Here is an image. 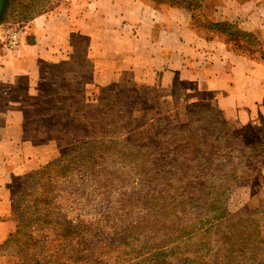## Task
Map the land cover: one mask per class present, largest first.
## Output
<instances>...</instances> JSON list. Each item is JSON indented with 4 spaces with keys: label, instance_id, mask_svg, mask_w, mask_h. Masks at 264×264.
Masks as SVG:
<instances>
[{
    "label": "rangeland",
    "instance_id": "obj_1",
    "mask_svg": "<svg viewBox=\"0 0 264 264\" xmlns=\"http://www.w3.org/2000/svg\"><path fill=\"white\" fill-rule=\"evenodd\" d=\"M62 1L46 0L47 12L35 19L55 12ZM202 14L207 13L204 10ZM29 23L14 21L0 26V61L5 53L18 49L9 48L10 33L21 32V45ZM73 41V58L47 62L31 89L25 76L11 82L0 79V166L9 156H18L19 142L35 143L34 158L45 163L78 142L105 138L101 99L115 91L87 90L91 65L85 60L86 42L79 36ZM119 86L121 90L133 88ZM195 89L193 83L182 81L172 93L142 90L129 115L138 137L129 143L144 145L157 139L162 133L156 121L163 118L168 134L193 133L195 129L194 145H201L198 149L204 152L199 165L211 158L215 164L242 162L238 186L230 193V216L212 219L209 202L196 199L197 189L192 183L166 179V174L170 177L175 172L170 168L169 151L151 166L135 167L129 164L125 150L122 155L105 158L92 182L75 180L79 192L75 213L69 203H64L65 214L71 218L81 215L91 229L85 234L90 240L87 247L74 244L83 259L72 264H160L153 254L170 249V264H264V120L227 124L211 97ZM13 148L15 154L10 153ZM18 182L17 188L27 187ZM233 249L239 253L234 258L229 252ZM14 252L13 243L5 253ZM68 252L73 253L69 248ZM47 253L45 264L66 262L60 258L62 250L57 241Z\"/></svg>",
    "mask_w": 264,
    "mask_h": 264
},
{
    "label": "crops",
    "instance_id": "obj_2",
    "mask_svg": "<svg viewBox=\"0 0 264 264\" xmlns=\"http://www.w3.org/2000/svg\"><path fill=\"white\" fill-rule=\"evenodd\" d=\"M206 5L201 20L184 7L152 0H63L55 12L29 23L18 49L1 57L0 79L25 76L31 89L43 65L73 58V38L84 36L92 74L85 87L92 93L112 84L172 93L185 81L208 94L228 122H261L264 51L243 54L225 35L203 29L208 21L235 23L264 42V0H206ZM28 36L34 44L27 43ZM7 166L1 171L10 172ZM15 231L10 194L0 183V248ZM0 264L13 263L0 254Z\"/></svg>",
    "mask_w": 264,
    "mask_h": 264
},
{
    "label": "trees",
    "instance_id": "obj_3",
    "mask_svg": "<svg viewBox=\"0 0 264 264\" xmlns=\"http://www.w3.org/2000/svg\"><path fill=\"white\" fill-rule=\"evenodd\" d=\"M152 1L159 5L184 7L193 13V18L194 15L197 17L196 12H199V19L204 18L202 12L208 8L206 0ZM45 5L46 0H5L0 15V26L4 23H14V21L27 24L47 12ZM18 27L20 28L21 25ZM204 29L225 35L227 42L243 54H253L257 50L264 51V42L259 40L256 34L242 31L235 23L208 21ZM79 38L84 39L86 45L88 44L87 37L79 36ZM27 43L31 45L35 42L31 36H28ZM104 89L107 93L111 90L115 91L111 95L107 94L106 97L104 94L101 99L99 112L105 138L78 142L67 150L61 151L58 157L45 163L34 158L36 157L35 143L19 142L18 156L11 155L13 158L9 156L2 163L3 166L9 164L7 169L10 172L1 171L3 166H0V183L10 194L12 219L16 223L15 233L1 246L0 254L9 257L13 264H45L49 257L47 248L54 241L59 242L62 250L60 258H65L66 261L58 264H72L83 259L80 252L73 246L76 244L87 247L90 240L85 234L91 229L81 220V215L77 214L75 218H71L65 214L67 207L64 203H69L70 211L75 213L76 201L79 199L75 180L92 182L91 177L96 174L97 166L103 165L105 158L111 155H122L125 150H128L126 155L129 164L135 167L151 166L164 156L166 157L163 154L169 151L170 168H174L175 172L170 177L166 174V179L192 183L197 189L194 193L196 199H206L209 202L207 208L212 219L217 221L230 216L228 208L230 193L238 186V166L242 162L233 164V160L227 164H215L214 159L211 158L208 163L199 165L204 152L198 149L201 145L198 144V147L194 145L195 140L192 136L195 129L193 133L187 130L179 135L168 134L163 128L165 126L163 118L156 121L162 133L157 139L149 140L144 145L130 144L131 139L138 137V132L133 128L129 115L131 116L134 106L139 103L137 99L140 98V92L151 88L134 86L129 90H121L118 84H112ZM126 91L128 92L122 93ZM222 119L229 123L223 114ZM124 137H127L125 141L118 140ZM10 153L15 154L14 148ZM16 157L17 161H15ZM21 175L24 176L21 177ZM173 175L175 177H172ZM17 182L27 187L23 190L20 187L18 189ZM69 186L74 189L69 191ZM230 230L232 233V227ZM231 235L237 236L234 233ZM13 243L16 244V252L5 253ZM68 248L73 253L68 252ZM229 252L233 258L236 254L239 255L235 249ZM167 253L173 255L172 249L155 253L152 257L160 264H170Z\"/></svg>",
    "mask_w": 264,
    "mask_h": 264
},
{
    "label": "built area",
    "instance_id": "obj_4",
    "mask_svg": "<svg viewBox=\"0 0 264 264\" xmlns=\"http://www.w3.org/2000/svg\"><path fill=\"white\" fill-rule=\"evenodd\" d=\"M21 32L12 31L9 37V48L16 50L20 46Z\"/></svg>",
    "mask_w": 264,
    "mask_h": 264
},
{
    "label": "water",
    "instance_id": "obj_5",
    "mask_svg": "<svg viewBox=\"0 0 264 264\" xmlns=\"http://www.w3.org/2000/svg\"><path fill=\"white\" fill-rule=\"evenodd\" d=\"M4 1L5 0H0V15H1V12H2V8H3V5H4Z\"/></svg>",
    "mask_w": 264,
    "mask_h": 264
}]
</instances>
